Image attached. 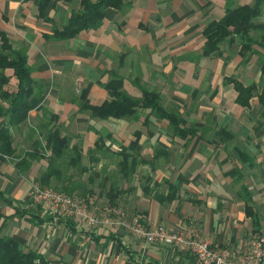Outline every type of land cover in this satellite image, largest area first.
I'll list each match as a JSON object with an SVG mask.
<instances>
[{
	"label": "crops",
	"instance_id": "obj_1",
	"mask_svg": "<svg viewBox=\"0 0 264 264\" xmlns=\"http://www.w3.org/2000/svg\"><path fill=\"white\" fill-rule=\"evenodd\" d=\"M242 1L126 0L123 8H106L96 28L61 40L45 35L63 28L79 0L52 1L46 18L33 0H0V31L15 48H26L38 94L27 121L12 128L14 157L0 153V237L15 238L50 264H198L179 248L123 230L55 221L34 206L30 191L48 158L19 162L38 145L44 154L45 135L58 129L81 156L76 166L65 163L67 181L53 177V186L71 184L73 196L102 207L111 204L112 193L114 206L149 225L192 230L246 250L264 229V115L257 96L240 105L226 79L260 85L261 62L259 55L243 60L239 38L226 39L213 56L202 54L204 27L225 15L227 3ZM115 77L135 97L142 95L140 86L159 91L164 106L181 112L197 133L176 136L168 122L143 123V115L99 119L80 110L82 102L107 100L102 83ZM126 153L128 166L122 165Z\"/></svg>",
	"mask_w": 264,
	"mask_h": 264
},
{
	"label": "trees",
	"instance_id": "obj_2",
	"mask_svg": "<svg viewBox=\"0 0 264 264\" xmlns=\"http://www.w3.org/2000/svg\"><path fill=\"white\" fill-rule=\"evenodd\" d=\"M33 1L37 6L40 18H46V12L52 1L53 3L58 2V0ZM126 4V0H79L80 8L72 10L70 18L63 28L55 27L51 35L46 34L45 36L49 39L61 40L76 37L85 30L99 26L105 18L106 8H123ZM263 16L264 0H254L252 4L227 3L225 15L219 20L210 21L203 29L205 43L202 54L213 56L218 53L222 42L226 39L239 38L242 43L240 54L244 61H248L253 55H259L261 62L260 85L257 83L245 85L233 76L228 77L226 82L234 85L237 91L236 101L244 107H248L251 98L257 96L259 104L263 107L264 115V54L254 47V45H258L264 48V22L258 20ZM253 31H261L262 34H259L261 40L251 35ZM32 73L26 48H15L9 35L5 31H0V153L2 157H14L16 148L12 128L23 125L27 121L29 112L34 108L32 100L38 94ZM102 85L109 92L107 100L100 105H93L88 101L80 104V110H90L93 118L109 119L129 116L138 119L143 115V123L148 124L157 119L168 122L176 136L190 138L197 133V128L185 126L187 121L181 112L164 106L159 91L140 86L142 95L135 97L124 90L122 78L117 77L102 83ZM136 135L138 140L141 135L140 131H136ZM102 140L100 138L97 143ZM44 142L45 155L41 153L43 147L40 149V145L35 146L27 152L26 157L22 158L19 164L28 161L29 158H48L49 167L42 173L39 182L74 195L72 193L75 189L71 184L69 187L65 185L53 186L52 178L63 183L67 181L64 176L65 163L67 166H76L77 159H80L81 156L80 148L78 145H71V138L58 129L49 131L45 135ZM135 144L133 143L131 147H134ZM100 148L98 147V149ZM69 156L72 157V162L67 161ZM129 162V154L126 153L122 165L128 166ZM110 202L109 205L115 204L112 193H110ZM254 220L255 223L258 221L257 218ZM0 264H50V262L43 254L22 248L15 238L1 236Z\"/></svg>",
	"mask_w": 264,
	"mask_h": 264
},
{
	"label": "built area",
	"instance_id": "obj_3",
	"mask_svg": "<svg viewBox=\"0 0 264 264\" xmlns=\"http://www.w3.org/2000/svg\"><path fill=\"white\" fill-rule=\"evenodd\" d=\"M30 200L34 206L41 205L55 221L69 219L90 231L101 227L123 230L150 244L169 245L190 252L196 256L198 264H264V229L251 240L246 250L239 252L232 247L215 244L192 230L149 225L122 207L88 204L84 199L40 182L33 183Z\"/></svg>",
	"mask_w": 264,
	"mask_h": 264
},
{
	"label": "rangeland",
	"instance_id": "obj_4",
	"mask_svg": "<svg viewBox=\"0 0 264 264\" xmlns=\"http://www.w3.org/2000/svg\"><path fill=\"white\" fill-rule=\"evenodd\" d=\"M242 3H254V0H244V1H242ZM263 19L262 20H260L259 22H264V16L262 17ZM260 19V18H259ZM259 34H262L261 33V31H258V32H256V31H253L252 32V36L253 37H255V38H257L258 40H261V37L259 36ZM161 122V121H160Z\"/></svg>",
	"mask_w": 264,
	"mask_h": 264
}]
</instances>
